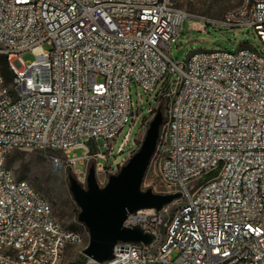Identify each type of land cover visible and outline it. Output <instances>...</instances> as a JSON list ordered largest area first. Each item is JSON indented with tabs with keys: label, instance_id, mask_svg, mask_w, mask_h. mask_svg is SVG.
Masks as SVG:
<instances>
[{
	"label": "built area",
	"instance_id": "built-area-1",
	"mask_svg": "<svg viewBox=\"0 0 264 264\" xmlns=\"http://www.w3.org/2000/svg\"><path fill=\"white\" fill-rule=\"evenodd\" d=\"M185 19L170 0H0V56L11 75L0 63V264H58L82 237L14 177L7 157L37 150L52 173L89 163L102 171L111 143L140 117L132 85L147 98L161 87L141 126L165 106L153 158L163 194H180L177 208L166 219L165 209L128 215L123 226L153 240L118 242L110 259L81 264H264V0H241L216 23L253 29L261 49L174 61ZM78 148L80 157L70 154ZM135 151L133 140L119 165Z\"/></svg>",
	"mask_w": 264,
	"mask_h": 264
},
{
	"label": "rangeland",
	"instance_id": "rangeland-1",
	"mask_svg": "<svg viewBox=\"0 0 264 264\" xmlns=\"http://www.w3.org/2000/svg\"><path fill=\"white\" fill-rule=\"evenodd\" d=\"M170 1L174 7L181 9L186 14L177 44H173L169 51V55L174 61H182L188 54L196 50L212 51L220 48L234 51L241 46H254L257 49H261L262 45L253 29L224 30L216 26V23L223 15L236 8L241 3V0ZM43 49L48 50V47L43 46ZM22 59L26 62L32 61L33 55L30 52H25L22 54ZM4 72L6 78L9 80L11 75L5 67ZM159 90H161L160 86L150 98H147L146 94L132 85V101L135 105L134 109L140 117L135 118L133 124V119L130 118L129 122L111 143L113 152L108 158V163L111 165L98 173L95 172L98 186L103 187L110 175L117 174L123 165H119V163L127 157L126 150L132 147L133 140L135 149L137 150L140 147L145 131L148 128V125L145 128L142 127L141 123L148 115V106H154ZM160 112L163 118L165 106L162 107ZM127 133H129V137L124 147V152L117 153L116 148ZM98 144L100 151L107 153L103 147V141L99 140ZM57 154L59 156L62 155L61 153ZM70 154L80 157L82 149H74ZM46 155V152L37 150H16L7 157L6 166L13 172L17 180L27 182L49 202L53 217L64 229L78 232L82 236L81 242L69 243L65 246L58 263L76 264L83 256L82 250L88 244L89 236L84 225L77 221V215L80 210L69 191V178H74L83 188H86L85 178L91 163H89L86 169L82 168L76 174L69 168L58 173H52L48 168ZM101 164L105 165L106 162L104 161ZM158 165L159 161L155 160L152 155L142 180V189H151L156 194H163L166 193L167 188L160 182L157 175ZM77 166L81 167L80 164ZM174 201L162 208L166 210L165 213L162 212L163 219H166L175 212L177 203ZM176 256V253H172L171 258L175 259Z\"/></svg>",
	"mask_w": 264,
	"mask_h": 264
},
{
	"label": "water",
	"instance_id": "water-1",
	"mask_svg": "<svg viewBox=\"0 0 264 264\" xmlns=\"http://www.w3.org/2000/svg\"><path fill=\"white\" fill-rule=\"evenodd\" d=\"M162 124L159 110L152 117L140 147L123 164L117 174L110 175L103 187L98 186L95 170L90 166L83 188L74 178H69V191L79 208L77 221L87 229L89 241L82 255L96 262L106 261L118 242L148 244L153 235L143 232L140 226H123L128 215L139 210L160 211L180 197L179 193L156 194L142 189V180Z\"/></svg>",
	"mask_w": 264,
	"mask_h": 264
},
{
	"label": "trees",
	"instance_id": "trees-1",
	"mask_svg": "<svg viewBox=\"0 0 264 264\" xmlns=\"http://www.w3.org/2000/svg\"><path fill=\"white\" fill-rule=\"evenodd\" d=\"M0 63L3 65V68H4V67H5V63H6V61H5V58H4L3 56H0ZM162 107H163V105L161 104L160 107H159V111H161ZM85 259H86V258H85L84 256H82L81 259H79V260L76 262V264H81V263H83V262L85 261Z\"/></svg>",
	"mask_w": 264,
	"mask_h": 264
},
{
	"label": "bare ground",
	"instance_id": "bare-ground-1",
	"mask_svg": "<svg viewBox=\"0 0 264 264\" xmlns=\"http://www.w3.org/2000/svg\"><path fill=\"white\" fill-rule=\"evenodd\" d=\"M96 173H98V172H96Z\"/></svg>",
	"mask_w": 264,
	"mask_h": 264
}]
</instances>
